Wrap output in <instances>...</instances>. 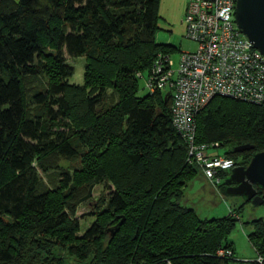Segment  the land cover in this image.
I'll use <instances>...</instances> for the list:
<instances>
[{
    "label": "trees",
    "instance_id": "obj_1",
    "mask_svg": "<svg viewBox=\"0 0 264 264\" xmlns=\"http://www.w3.org/2000/svg\"><path fill=\"white\" fill-rule=\"evenodd\" d=\"M158 1L0 0V264H234L244 206L208 219L182 203L201 167L171 123V93L138 94V73L172 49L155 41ZM64 51L85 58L82 84ZM194 122L209 156L246 165L264 150V100L214 96ZM100 172L109 192L79 235ZM216 175L221 186L229 170ZM245 223L250 264H264V218Z\"/></svg>",
    "mask_w": 264,
    "mask_h": 264
},
{
    "label": "built area",
    "instance_id": "obj_2",
    "mask_svg": "<svg viewBox=\"0 0 264 264\" xmlns=\"http://www.w3.org/2000/svg\"><path fill=\"white\" fill-rule=\"evenodd\" d=\"M236 1L188 0L182 22L185 37L196 42V49L182 51L176 67L169 53L159 52L145 77L149 92L171 93V123L188 144L190 158L216 183V173L232 169L235 161L209 156L204 144L195 143V114L214 96L264 100V54L238 28Z\"/></svg>",
    "mask_w": 264,
    "mask_h": 264
},
{
    "label": "rangeland",
    "instance_id": "obj_3",
    "mask_svg": "<svg viewBox=\"0 0 264 264\" xmlns=\"http://www.w3.org/2000/svg\"><path fill=\"white\" fill-rule=\"evenodd\" d=\"M185 3L186 0H159L157 4L155 41L161 44H168L172 47L168 53L174 62V67L177 66V61L182 51H194L197 47L195 41L185 37V25L182 22ZM64 57L73 66L74 70V74L69 78V82L82 84L85 58H72L65 51ZM146 74L147 72L144 71L143 76L138 78V94L140 96L148 93L145 87ZM44 84L45 79L40 77V79L34 78L29 80L27 86L43 87ZM210 151L222 154L223 148H210ZM60 161L65 167L79 166V161L74 162L67 159H61ZM44 180L47 181V178L44 177ZM223 180L221 182H224ZM91 182L93 185L90 198L81 203L75 213V217L79 220L80 224L79 235L95 220L96 213L102 209L104 205L103 199H105L109 192L107 184L110 183L106 179L103 180L102 172L96 173L95 178ZM48 184L52 185L51 183ZM182 203L192 207L201 218L208 219L223 217L230 213L231 210H238L243 205V209L238 213L240 218L228 235V239L232 243L234 258L236 259L233 262L234 264H250L256 258L255 249L247 237L248 233L252 230V225L245 222H248L252 218H264V203L260 205H253L251 202L246 203L244 202L243 195L228 192L226 186L223 185H212L207 181L202 170L184 187ZM74 263L72 262V264Z\"/></svg>",
    "mask_w": 264,
    "mask_h": 264
},
{
    "label": "water",
    "instance_id": "obj_4",
    "mask_svg": "<svg viewBox=\"0 0 264 264\" xmlns=\"http://www.w3.org/2000/svg\"><path fill=\"white\" fill-rule=\"evenodd\" d=\"M234 14L241 32L264 54V0H237ZM253 148V144H240L234 147V151ZM223 186L228 192L243 195L244 201L253 205L264 203V150L255 152L246 165H235ZM121 223L112 227L111 235L115 234Z\"/></svg>",
    "mask_w": 264,
    "mask_h": 264
},
{
    "label": "crops",
    "instance_id": "obj_5",
    "mask_svg": "<svg viewBox=\"0 0 264 264\" xmlns=\"http://www.w3.org/2000/svg\"><path fill=\"white\" fill-rule=\"evenodd\" d=\"M188 0H186V3L184 5V8H183V11H185V7H186V4H187ZM208 182H210L212 185L214 186H217L216 183L213 181V180H209L208 178H206Z\"/></svg>",
    "mask_w": 264,
    "mask_h": 264
}]
</instances>
